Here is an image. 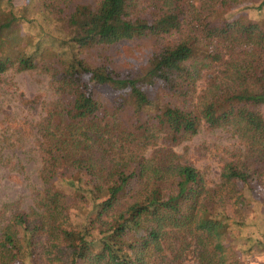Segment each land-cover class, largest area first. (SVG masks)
<instances>
[{
    "label": "trees",
    "instance_id": "1",
    "mask_svg": "<svg viewBox=\"0 0 264 264\" xmlns=\"http://www.w3.org/2000/svg\"><path fill=\"white\" fill-rule=\"evenodd\" d=\"M132 40L156 42L135 77L102 57ZM10 71L47 73L60 98L36 124L42 189L2 227L0 264L264 255V0H0V81ZM198 84L192 106L164 97ZM201 127L243 146L212 187L174 150Z\"/></svg>",
    "mask_w": 264,
    "mask_h": 264
},
{
    "label": "rangeland",
    "instance_id": "2",
    "mask_svg": "<svg viewBox=\"0 0 264 264\" xmlns=\"http://www.w3.org/2000/svg\"><path fill=\"white\" fill-rule=\"evenodd\" d=\"M234 12L245 18L256 19V11L237 7ZM154 40L124 41L107 48L102 57L108 58L111 66L123 76L140 75L149 57L155 52ZM90 62L97 55L84 52ZM101 55L99 59L102 60ZM191 97L164 95L167 101L180 107L195 104L201 85ZM102 98L111 106L118 97L109 89L102 90ZM115 97V98H114ZM50 76L41 71L22 73L7 72L0 81V233L7 220L17 211H28L34 206L35 193L42 189L40 171L42 160L37 147L36 124L45 116L48 105L56 101ZM29 101V102H28ZM104 103V104H105ZM192 103V104H191ZM107 107V105H106ZM264 114V108H263ZM153 148L146 150L148 156ZM184 160L196 168L212 187L219 182L224 162L233 159L234 154L243 152V146L226 129L208 130L201 127L199 132L174 146ZM255 198L264 201V194L255 193ZM264 225V211L258 218ZM247 264H264V255H253ZM187 264H194L187 262Z\"/></svg>",
    "mask_w": 264,
    "mask_h": 264
}]
</instances>
